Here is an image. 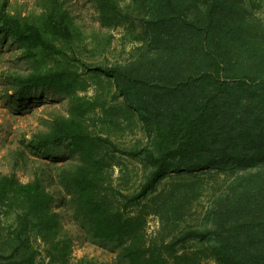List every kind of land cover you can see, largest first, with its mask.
Here are the masks:
<instances>
[{
    "label": "trees",
    "instance_id": "trees-1",
    "mask_svg": "<svg viewBox=\"0 0 264 264\" xmlns=\"http://www.w3.org/2000/svg\"><path fill=\"white\" fill-rule=\"evenodd\" d=\"M137 2L147 39L140 63H101L89 71L114 80L116 96L139 112L147 142L121 148L93 135L79 117L57 119L52 131L37 135L38 142L64 146L78 157L58 181L94 238L118 251L116 264H264V26L235 22L243 16L226 12V0ZM97 5L107 24L127 17L116 0ZM43 27L0 11V33L14 35L30 54L48 47L60 53L46 36H72L58 0H51ZM79 77L66 68L33 73L20 77L15 94L18 100L47 91L57 97L71 93ZM117 152L142 158L150 168L132 193L104 186ZM211 169L235 173L233 205L219 198L207 223L188 222L182 182L159 186L174 174L184 179ZM44 182L39 175L27 182L13 173L0 175V212L6 208L4 214L14 215V237L28 250L27 264H35L40 253L32 250L33 238L55 258L71 247L62 214L54 209L57 197ZM151 214L161 216L153 232L147 225Z\"/></svg>",
    "mask_w": 264,
    "mask_h": 264
},
{
    "label": "rangeland",
    "instance_id": "rangeland-1",
    "mask_svg": "<svg viewBox=\"0 0 264 264\" xmlns=\"http://www.w3.org/2000/svg\"><path fill=\"white\" fill-rule=\"evenodd\" d=\"M116 1L127 17L123 23L110 25L101 18L97 0H58L61 10L67 14L72 36L70 39L46 36L60 48V53L48 47L30 54L14 35L0 33V175L13 173L23 182L37 175L43 177L47 189L57 197L54 209L62 214L64 237L70 238L68 254L56 258L40 244L41 241L33 238L32 250H40L35 264H116L118 261V251L113 245L97 241L75 215L70 195L58 181L61 170L75 165L78 157L64 146H42L37 137L52 131L57 119L79 117L93 135L107 137L121 148L147 142L139 112L124 97L116 96L118 90L114 80L89 71L91 66L101 63L135 64V68L147 49V39L141 33L142 11L137 0ZM50 3L51 0H0V11L5 10L43 29ZM226 8V12L243 16L234 19L237 23L249 20L264 26V0H226ZM235 56L231 51L230 57ZM64 68L80 75L71 93L54 97L47 91L34 93L26 100L17 99L15 92L20 77ZM116 154V158L109 160L111 165L104 183L106 191H111L108 183L126 193L138 190L150 168L142 158ZM234 175V172L212 169L198 171L184 179L174 174L159 187L171 188L182 182L188 191L185 203L189 206L184 220L201 225L207 223L206 216L210 211L219 207V198L224 204L233 205L236 195L230 182ZM2 211L0 264H27L28 250L19 248L14 237V215ZM160 223V215H149L148 230L155 231ZM205 264L217 263L207 260Z\"/></svg>",
    "mask_w": 264,
    "mask_h": 264
}]
</instances>
